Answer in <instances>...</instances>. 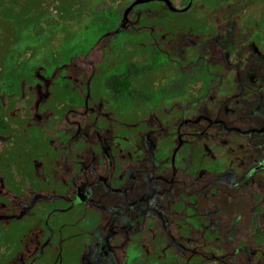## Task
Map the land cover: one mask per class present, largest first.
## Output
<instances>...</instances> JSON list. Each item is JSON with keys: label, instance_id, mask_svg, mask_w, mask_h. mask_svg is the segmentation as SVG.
Here are the masks:
<instances>
[{"label": "trees", "instance_id": "trees-1", "mask_svg": "<svg viewBox=\"0 0 264 264\" xmlns=\"http://www.w3.org/2000/svg\"><path fill=\"white\" fill-rule=\"evenodd\" d=\"M47 1L0 0V264H28L46 249L77 259L83 250L82 243L77 241L73 246H64L63 238L60 242L56 239L53 247L44 233H56L59 237L64 232L67 221L60 217L67 218V208L78 201L81 190L91 180L103 186L111 197L116 193L120 204L133 207L118 233L108 229L111 237L120 238L140 230L146 235L162 229L169 250L175 252L178 241L175 234L184 232L187 227L193 193L200 191L209 204L216 207L211 199L212 187L229 183L226 173H220L226 165L213 166L217 159L206 153L187 123L197 113L201 101L199 92L185 91L180 99L159 97L156 68L146 63L150 45L136 38L128 39V47L112 50L107 58L94 63L90 75L82 80L74 66L83 30L79 33V28L71 30L62 24L57 28L50 26L44 33H34V28L51 14ZM49 1L54 2L53 7L61 18L74 22L84 0ZM155 1L148 0V3ZM181 1L180 7L173 6L170 0L160 1L165 4L162 14L142 13L137 17L138 25H149L157 30L154 43L158 46L153 44L152 52L155 62L167 58L177 63V56L164 40L174 39L178 31H216L213 25L205 26L194 0ZM257 1L263 3L259 10L264 18V0H211L206 4L213 10L229 4V8L222 11L223 15H238L251 31L253 40L263 43L264 23L256 19L254 12L243 11L247 4ZM131 22L125 11L118 26L110 31L118 32ZM136 52L142 59L133 62L131 58ZM41 54L46 55L47 64L39 61ZM124 59L132 62L123 66ZM113 66L116 68L110 72ZM105 85L116 96L142 99L145 104L125 113L102 101ZM43 90L46 94L40 100L38 91ZM152 94L159 101L152 103L149 99ZM98 103L105 106L106 113H96ZM37 111H47L49 115L39 123L32 118ZM69 112L80 113L74 127L91 124L97 131V140L89 144L90 150H86V142H82V149L75 150L68 141L59 151L54 150L55 141L62 134L54 131L53 124ZM105 130L117 144L115 149L104 142ZM141 133L146 137L155 133V138L148 141L150 161L146 166L139 165L135 157H128L123 149L126 142ZM246 139L242 137L240 141L248 145L250 141ZM186 147L188 154L183 161L181 157ZM188 168H195L192 179L197 188L183 191L178 188L176 174ZM38 206L54 210L53 217L43 218ZM102 209L96 208L100 219L104 218ZM230 220L235 223L237 216L231 215ZM102 231L107 233L106 229ZM254 232L264 235L263 228L257 227ZM196 245L191 257L196 258V264H204L207 253L203 243ZM260 247L264 251L263 243ZM233 255L235 264H247L241 247L234 245Z\"/></svg>", "mask_w": 264, "mask_h": 264}, {"label": "rangeland", "instance_id": "rangeland-1", "mask_svg": "<svg viewBox=\"0 0 264 264\" xmlns=\"http://www.w3.org/2000/svg\"><path fill=\"white\" fill-rule=\"evenodd\" d=\"M160 1L163 0L152 3H148V0H84L78 7L81 12L77 21L71 22L61 18L53 7L54 2L48 0L51 14L34 28V33H44L50 26L57 28L62 24L71 30L79 28V33L84 31L83 36L79 40L77 38L80 46L74 66V71L82 80L90 75L92 65L107 58L110 51L128 47L129 38L148 43L150 53L146 55V63L156 68L160 80L159 97L164 100L180 99L185 91L199 92L201 101L197 113L187 123L193 128L196 138L200 139L206 153L219 161L213 166L226 165L220 173H226L229 183L212 187L211 199L216 207L211 206L200 191L193 193L194 202L190 206V217L186 220L187 227L184 232L175 234L178 241L173 253L168 248L169 242L162 229L146 235L140 230L120 238L111 237L108 229L112 228L118 233L121 223L129 217L133 207L131 204H120V197L116 193L111 197L103 186L91 180L81 190L78 201L67 208V218L60 217V220L67 221L64 232L59 237L56 233H44L53 247L56 239L60 242L63 238L64 246H73L77 241L82 243L81 254L74 259L46 249L28 264H196V258L191 254L200 241L207 253L204 264H235L234 245L242 248L247 264H264V251L260 247L264 244V235L254 232L257 227L264 229V42L256 43L253 40L251 31L238 15H223L222 11L228 9L229 4L213 10L206 4L211 0H194L205 26L213 25L216 31H178L174 39L164 40L172 54L177 56V63L167 58L155 62L152 52L155 50L153 44L158 46L154 43L157 30L149 25H138L136 20L142 13L147 16L162 14L165 4ZM170 1L175 7H180L182 3L181 0ZM262 4V1L247 4L243 11L254 12L256 19L264 23L259 10ZM125 11L132 22L118 32L110 31L118 26ZM57 36L60 39L61 32ZM189 46L191 51L187 50ZM131 59L137 62L142 57L136 52ZM39 61L48 63L45 54L39 56ZM130 62L124 59L123 66ZM115 68L113 66L110 72ZM38 93L42 100L46 91ZM149 99L152 103L159 101L155 94L149 95ZM102 101L119 107L125 113L136 107L142 108L145 104L142 99L116 96L107 85L102 89ZM103 108L104 105L96 104V113H106ZM48 115L47 111H37L32 118L41 123ZM79 118V112H69L53 124L54 131L62 134L55 141V151H59L67 141L75 150L82 149V142H86V150H90L89 144L97 140V131L91 124L74 127V121ZM104 134L106 145H112L115 149L117 144L108 131L105 130ZM242 137L249 139L250 143L241 142ZM154 138L155 133L149 137L141 133L134 136V140L126 142L123 149L128 157H135L139 165L146 166L150 161L148 141ZM90 154L95 156L93 152ZM187 154L186 147L181 160L184 161ZM193 169L177 172L178 188L183 191L197 188V183L192 179ZM96 208L102 209L103 219L98 218ZM37 209L48 220L54 215V210L48 207L38 206ZM231 215L237 216L235 223L231 222ZM256 252H260L257 257Z\"/></svg>", "mask_w": 264, "mask_h": 264}]
</instances>
